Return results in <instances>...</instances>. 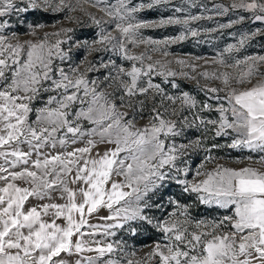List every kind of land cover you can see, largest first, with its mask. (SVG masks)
<instances>
[{
	"label": "snow or ice",
	"instance_id": "1",
	"mask_svg": "<svg viewBox=\"0 0 264 264\" xmlns=\"http://www.w3.org/2000/svg\"><path fill=\"white\" fill-rule=\"evenodd\" d=\"M90 2L110 18L91 17L99 28L91 42L73 40L70 28L21 42L15 32L6 35L13 16L40 9L73 20L70 13L79 0H0V264H264V79L252 84L264 77V55L224 56L264 36V29L241 34L212 61L242 68L241 74L200 73L220 80L223 88H202L205 99L198 101L180 92L176 81L178 76L196 79L192 73L197 65L180 57L175 63L189 71H173L172 61L164 59L169 48L200 37L202 31L231 28L245 21V15L202 29L193 24L212 20V15L191 14L172 0ZM186 2L197 6L196 0ZM160 6H170L167 15L151 21L137 18L142 10ZM213 9L216 16L243 10L264 24V0H233L214 4ZM170 26L180 29L161 39L145 37L142 31ZM43 27L39 22L29 25L32 35ZM141 45L145 51L133 54L132 48ZM74 47L89 54L111 52L130 64L97 58L98 64L89 62L81 71L80 64L70 63ZM156 52L161 59H153ZM89 72H100L102 79L89 78ZM156 77L159 82H154ZM141 120L146 123L140 125ZM193 127L205 136L211 133L213 141L228 138L226 144L213 142L204 148L206 162L215 159L212 150L228 148L247 150L244 159L249 161L256 153L261 166L208 169L202 163L194 170L197 179L190 181L193 170L183 157L203 140L178 145L176 137ZM78 144L83 146L72 147ZM98 145L108 147L94 153ZM172 180L183 193L194 194L199 204L212 211L224 209L222 217H193V205L172 198L167 201L171 212L154 215L153 209L163 204L153 196ZM54 193L65 202H53ZM30 198L48 202L33 204ZM101 208L108 214L92 223V214ZM147 228L158 233L151 250L142 259L129 258L135 252H125L123 233L136 236ZM62 253L77 258L66 261ZM117 253L119 259L111 258Z\"/></svg>",
	"mask_w": 264,
	"mask_h": 264
},
{
	"label": "rangeland",
	"instance_id": "2",
	"mask_svg": "<svg viewBox=\"0 0 264 264\" xmlns=\"http://www.w3.org/2000/svg\"><path fill=\"white\" fill-rule=\"evenodd\" d=\"M27 2V0H25ZM77 0H72V3H76ZM108 3L114 4L116 0H107ZM141 0H133V3H139ZM146 2V0H145ZM233 2V0H196V7H190L186 0H172V3L177 6H183L189 13L191 14H200L203 13L205 17L212 15L213 19H202L199 22H195L193 24L194 27L200 28H215L219 23H228L229 19H236L239 15H245L247 19L241 23H237L233 25L231 28H225L216 32L205 33L201 32V36L195 39H188L182 43H177L171 45L169 48L170 55L166 59L167 61H172L169 64V67L173 71H185L188 72V68H181V66L175 63L177 58L183 57L191 63L197 65L195 73L192 75L196 76V79H187L184 77H176L177 83L180 85V92H189L192 96H194L198 101L205 99V94L202 91L204 87H221L223 85L220 80L208 79L200 76V73L205 71L212 72H229L233 77L241 74L242 68L236 67H226L225 65H221L218 63H213L214 59H219V54L223 53L224 49L229 44L237 43L241 34L249 33L250 31H255L257 27L264 29V24H261L258 21H253L251 18V14L243 12V10H232L229 11L224 16H216L215 9H213L214 4H224L229 5ZM239 2V0H236ZM203 5V7H200ZM169 7L160 6L159 8H154L151 10L145 9L137 14L138 19L145 20H156L159 15H167L169 11ZM73 17V20H69L65 18L63 13H52L51 11H42L40 9H29L27 13H20L19 15L13 16L11 18L10 28L6 31V35L9 37L12 36V33L15 32L17 37L21 42L25 40H39L42 38L44 33H55L58 32L61 28H70L73 30L70 35L73 40H88L91 42L96 38L97 33L99 32L98 26H96L91 17L95 16L96 18L103 17L104 20H109L110 18L106 16L103 12L100 11L99 7H94L90 0H79V5L76 11L70 13ZM39 22L43 24V28L36 29V35H32V31L29 29L30 24H35ZM106 29H108V25H104ZM180 29V26H170L165 28H145L143 29V34L145 37H151L153 39H161L166 36H174L177 34V31ZM113 36L118 35L117 32H112ZM55 37H50V40H54ZM202 41V42H197ZM15 42V41H13ZM97 47H101L97 45ZM131 47V46H130ZM146 46L141 45L139 47L132 48L133 54H140L145 51ZM264 55V36H256L254 39L248 41V43L239 50V52H234L231 54L224 53L225 58L235 57L237 59L243 58L244 56L249 55ZM153 59H161L160 53H152ZM199 57L200 59H197ZM101 58L104 60H108L109 58L115 59L116 62L123 63L125 67H128L130 62L122 61L117 56H115L111 52H95L93 51L89 54L82 47H74L71 53V61L70 63L80 64V70L84 71L88 68L89 62H97L98 59ZM83 61V62H82ZM59 63V61H57ZM82 62V63H81ZM61 66L67 68L68 64L63 63ZM101 71H104L103 69ZM260 71L264 72V66L260 67ZM89 78H101L100 72H89ZM161 78H154V82H159ZM264 79V77H256L252 80V84H255L257 80ZM234 87L243 88V87H251V84H233ZM115 88V84L113 85ZM113 88L107 89V91H113ZM169 93L176 94L177 89L168 88L166 89ZM223 95V93H221ZM215 104L216 102L213 101ZM146 112L148 109L145 110ZM215 118V116H213ZM146 123V120L139 121L140 125ZM198 137L203 140V143L200 147H196L195 145H191L188 150V155L184 156L183 159L186 161L188 167H190L193 171L189 173L187 179L190 181L193 179H197L194 177V170L199 168L203 163L205 167L208 169L214 168L217 165H224L228 167H243L246 165H251L253 167L259 168L261 165L258 163V155L256 153H252L253 159L251 161L244 159L248 155L247 150L240 152L238 150H232L228 148H219L214 149L211 152V155L215 157L214 160L207 161L205 157L207 153L204 151V148L210 147L213 142H218L220 144H226L228 142V138H216L215 141L211 139V133H208L206 136L202 134V131H198L197 128H186L184 135L176 137V143L179 144H188L189 141H195ZM83 144H78L72 147H82ZM106 145H98L93 152H103L106 149ZM71 150V147L68 149ZM241 161H243L241 163ZM122 179V178H121ZM23 185V182H18ZM70 187H75L74 185H70ZM151 195V193H150ZM58 193L53 194V202L56 203H64V200L58 199ZM169 198L179 200L181 203H187L193 205L191 212L193 217L200 219H208L212 220L213 218H221L224 214V209H217L216 211L210 210L207 206L199 204L198 201L195 200L194 194L189 195L182 192V188L178 185L174 180L167 181L164 185L159 189V191L153 196L154 201H159L163 204V208L160 210L153 209V214L156 216H160L162 211L171 212L173 209L167 203ZM48 201H36L32 198L29 199V203H44ZM27 206V205H26ZM107 209L101 208L98 212L93 213L91 219L92 223L98 222L99 216L107 215ZM48 219V217H45ZM58 223H62V221H57ZM119 235V233H118ZM123 239L127 241L128 247L125 249V252L134 251L135 256L129 257L134 259H142L145 254L151 250L153 246V241L158 238V233L154 232L151 228H147V230H139L136 236H129L127 232L123 233ZM115 239V238H110ZM148 240L147 243H144ZM84 255H95V253H85ZM61 256L66 261H73L77 257L76 256H67L66 254H61ZM108 257H105L107 259ZM113 259H119L120 254H113L111 257ZM154 264V262H152Z\"/></svg>",
	"mask_w": 264,
	"mask_h": 264
},
{
	"label": "trees",
	"instance_id": "3",
	"mask_svg": "<svg viewBox=\"0 0 264 264\" xmlns=\"http://www.w3.org/2000/svg\"><path fill=\"white\" fill-rule=\"evenodd\" d=\"M148 242V240H146L144 243H147Z\"/></svg>",
	"mask_w": 264,
	"mask_h": 264
}]
</instances>
